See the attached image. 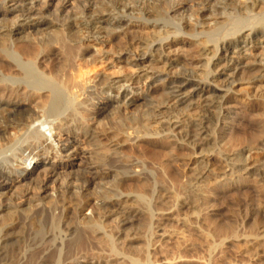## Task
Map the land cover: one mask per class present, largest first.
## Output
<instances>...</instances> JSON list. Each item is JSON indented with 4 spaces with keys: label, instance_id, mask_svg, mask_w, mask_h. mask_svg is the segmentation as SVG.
Masks as SVG:
<instances>
[{
    "label": "bare ground",
    "instance_id": "6f19581e",
    "mask_svg": "<svg viewBox=\"0 0 264 264\" xmlns=\"http://www.w3.org/2000/svg\"><path fill=\"white\" fill-rule=\"evenodd\" d=\"M33 18L38 22L28 27ZM1 32L0 199L8 194L9 202H0V264H117L116 243L138 239L124 227L141 213L149 224L145 259L127 264H164L151 261L155 243L175 238L163 221L172 210H199L206 180L227 188L254 177L264 190V114L254 130L223 146L218 134L227 119L223 107L239 101L235 85L259 83L252 96L264 107V0H0ZM88 42L99 48H83ZM246 70L254 72L245 81ZM249 94L244 90L240 99ZM47 133L81 139L90 161L75 150L60 156L66 162L52 163L57 153L46 145ZM71 143L60 141V152ZM142 144L153 163L167 162L160 175L154 164L146 169L122 152ZM178 161L183 182L170 187L163 170H175L169 164ZM58 181L63 190L46 203L41 195ZM89 186L93 199L68 208L63 249L58 244L45 255L38 244L47 235L58 239L66 193ZM178 189L184 195L166 214L152 212ZM147 193L155 197L152 208L142 197ZM252 227L258 234L250 242L264 240V219Z\"/></svg>",
    "mask_w": 264,
    "mask_h": 264
},
{
    "label": "rangeland",
    "instance_id": "374dc122",
    "mask_svg": "<svg viewBox=\"0 0 264 264\" xmlns=\"http://www.w3.org/2000/svg\"><path fill=\"white\" fill-rule=\"evenodd\" d=\"M68 12H69V15L72 16L76 11L75 10L71 11L69 9ZM49 18L51 17H47V20L49 21L52 20V18L51 19ZM37 22L38 20L36 18H33L26 23L29 27V26H34L35 23ZM93 26H96V27L102 26V23L93 24ZM26 32H29V31H26ZM2 34H4V32L0 33V35ZM83 48H86L87 50H90V51H95V49L99 48V46L93 44L92 42H88L87 44H85V47L83 46ZM258 52L259 51H257V53ZM246 72L247 70L245 71V74L242 76L245 79V81L246 79H248V75L250 74L252 75L251 72H254V71H249L250 74H248L249 72L247 73ZM259 85H260L259 83L258 84L254 83L250 86H247L245 84H238L234 86V91H236L234 97H236V100H239V101L231 102L230 104L223 107V117L227 119L224 121V124L220 126V130L218 131L219 140L221 141L222 146L224 145L223 143L226 144V142H229L230 137L236 136V135L240 137L243 135L245 136L246 132L249 133L251 130H254L256 126H258L260 117L263 116L264 114L263 113L264 107L262 103L260 102V100L258 101V98L254 97L256 95V92L258 91L257 89L255 91V88ZM244 90H246L248 93L250 92L249 96L251 97H249V99H246V100L240 99V94L244 92ZM157 94L158 93L153 92L152 95L155 96ZM250 102H252V104L255 105L256 110H249L250 108L247 107L248 106L247 104L248 103L251 104ZM55 123L56 122H53V125ZM231 134H235V135H231ZM55 136L56 135H52L49 133H47V136H46L47 137L46 145L48 146L50 145L54 147L53 150L55 149L54 152L52 153L53 156L57 153V157L51 159L52 163L57 164L60 161L66 162L67 158L60 159V156H65V155L70 156L71 154H73L75 150H77L76 154L79 157L84 158L85 160L90 159V153L81 139L79 138L73 139L69 136L68 137L66 136H56L55 137ZM67 138H70V140H72V143L70 144V149L67 152H60L58 143ZM145 146L146 145H143V144L140 145V147H143V149L145 148V151L139 148V149H136L137 152H133L130 146H125L123 147L122 152L125 155L128 154L127 156H130V157L131 155L132 157L137 156L138 158H140L139 159L140 161L142 160L143 164L145 163L144 165L146 169L153 170L155 168L154 171L157 174L159 173L158 175H160L159 170H161L162 169L161 167H163L164 165L166 166L167 162H165L164 159L160 157L158 161H155L153 163V160H151L149 156V152H148L149 149L148 147H145ZM241 146L243 145L238 146V148L239 147L241 148ZM228 149L229 147L227 148V150ZM232 149L233 148L229 149L230 151L229 150L228 151L231 152ZM177 153L178 152H176L175 154ZM39 160H41V157L34 159V162L35 161L38 162ZM160 160H162V163ZM152 164H154L153 165L154 168H152L151 166ZM180 164H181V161H178L176 163L171 162V164H169V167H170L169 169L173 168L175 170H172V169L165 170L166 167L163 170L166 173L164 180L166 179V181H168L169 184L171 183L174 185V183L176 184V182L177 183L183 182L177 176V173L179 172V170L181 171L183 169L182 168L183 166H181L182 164L181 165ZM156 168L158 169V172ZM243 178H246V176L244 175ZM15 179L16 177L13 176L12 180L14 181ZM252 179H254V177H251L250 179H248V182L241 183L240 185H238V187L235 185V183H231L227 185V188L222 187L220 182H218V180H214L211 178L206 180L204 183L205 185H204V189L202 190L203 194L201 197L203 204L199 207L200 208L199 210L182 209V210H179L181 211L180 213L179 211L174 210L175 211L174 212L172 210L171 211L172 213L170 216L171 218H169L170 220L163 221L162 227H164L166 231L173 233L175 235V238L170 240L169 243H161V245H159L160 243H155L157 239H153L151 243H155L156 250L152 252L153 256L151 258V261L152 262L162 261V263L164 264H264V240L259 241L254 244L250 242V238L258 234V230L256 228L253 229L252 227L253 222L255 220L264 219V210L261 208V197H260L262 196L263 194L262 192H264V190L256 179L254 180ZM50 183L48 184L46 193L41 195L43 199L45 198L44 200L46 203H48L50 200L55 201L56 200L55 198L57 197V195L61 192V190H63L61 187L59 188L60 181L50 182ZM168 183L166 185H168ZM171 184H170V187H171ZM25 189L26 188H24V190ZM174 191L175 190L170 191L171 193L167 195L168 197H163L164 204L163 203L156 204V206L154 204L155 206L154 208H152L151 204L154 203L153 198L155 199V197L150 196L148 193L144 194L142 197L143 199L145 198L147 202L145 200L144 201L148 204H149V201H151L149 205L152 208V212L154 214H157V215L166 214L167 209L170 208L175 203V200L179 197H182V195H184L183 191L181 192V190H179V192L177 191L174 192ZM70 192H72L73 194L66 193L65 195L66 199L64 201L65 203L63 206V210H62V214L64 217L61 219V223L59 225L60 233L57 235L58 239L56 238L51 239V237L47 235L38 244L40 248L46 249L45 255L50 251V249H52L55 246H58V244H59L58 246L59 249L61 248L63 249V245L61 244H63L62 242L64 240V235H66L65 232L67 231V228L71 224L70 222L71 220L69 217L70 216L69 212L71 210L68 208L71 207L72 204L76 202V200L84 202V201H91L93 199L94 191H93V187H90V186L80 188L79 191H75L73 189ZM6 193H8V191ZM181 193L183 194L181 195ZM8 196H9L8 194L4 195L0 199V202H6V200H8L7 199ZM27 199H29V196H26L20 199L19 202H24ZM8 202L9 201H7L6 203ZM11 203L13 204L14 200ZM17 203L18 201H15V204ZM24 208H28V205H25ZM90 209L91 207H89L87 210H82L83 215L81 216L82 217L89 216ZM196 212L199 213L200 222L195 225L193 224L194 223L193 221H194ZM177 214L179 215L177 216ZM21 215L27 216V217L29 216L28 218H26V221L28 223L32 222L31 221L32 219L30 217L31 214L29 213V211L21 212ZM108 216L111 217V219L114 218L115 216L114 212H111L110 214H108ZM139 217L140 218L138 219L140 220L138 222H134L131 225L124 227L126 228L125 231L129 234L137 233L136 237H138V239L133 242L126 241L124 243L123 242L116 243V246H115L116 249H118V251L122 253L121 257H119V259L117 260V264H127V261L129 258L136 259L141 263L144 262L146 251H147V243H148L147 242L148 234L146 232V227H147L146 224H148V221H146L144 214L142 215V213ZM14 218H15V214L13 215V220ZM18 221L19 219H16L14 220V223L16 224V222ZM183 221H185L184 225H183ZM113 224L110 223V227H113ZM197 225H200V226H197ZM203 230L209 231L208 233L210 234H208L207 236L203 235L202 234ZM223 230L225 231L222 232ZM19 232H20L19 227L17 228V230L16 229L14 230V233L17 235L20 234ZM116 233L117 232H115V235L118 236L119 233L118 235ZM250 243H252L253 245ZM255 244L256 246H254ZM257 254L261 255L262 257L255 259L257 257ZM122 257L124 259L126 258V260L123 261Z\"/></svg>",
    "mask_w": 264,
    "mask_h": 264
}]
</instances>
